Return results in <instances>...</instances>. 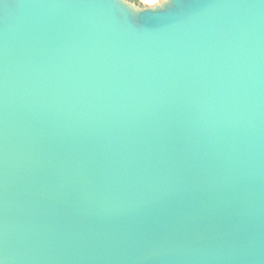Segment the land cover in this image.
Instances as JSON below:
<instances>
[{"label":"water","instance_id":"obj_1","mask_svg":"<svg viewBox=\"0 0 264 264\" xmlns=\"http://www.w3.org/2000/svg\"><path fill=\"white\" fill-rule=\"evenodd\" d=\"M0 264H264V0H0Z\"/></svg>","mask_w":264,"mask_h":264},{"label":"rangeland","instance_id":"obj_2","mask_svg":"<svg viewBox=\"0 0 264 264\" xmlns=\"http://www.w3.org/2000/svg\"><path fill=\"white\" fill-rule=\"evenodd\" d=\"M133 2L138 7H153L156 4L163 2L164 0H128Z\"/></svg>","mask_w":264,"mask_h":264}]
</instances>
